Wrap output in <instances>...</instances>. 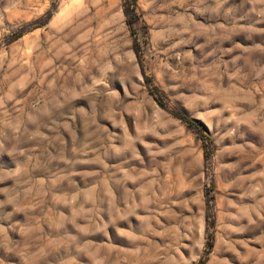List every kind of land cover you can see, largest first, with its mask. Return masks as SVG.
<instances>
[{
	"label": "rangeland",
	"instance_id": "obj_1",
	"mask_svg": "<svg viewBox=\"0 0 264 264\" xmlns=\"http://www.w3.org/2000/svg\"><path fill=\"white\" fill-rule=\"evenodd\" d=\"M132 1L0 0V264H264V0Z\"/></svg>",
	"mask_w": 264,
	"mask_h": 264
},
{
	"label": "trees",
	"instance_id": "obj_2",
	"mask_svg": "<svg viewBox=\"0 0 264 264\" xmlns=\"http://www.w3.org/2000/svg\"><path fill=\"white\" fill-rule=\"evenodd\" d=\"M132 4H133V9H135V8H136V5H135V3H134V0L132 1ZM180 117H181L182 119H184L186 122H188L189 124L193 123V119L187 117L186 114H182V115H180Z\"/></svg>",
	"mask_w": 264,
	"mask_h": 264
}]
</instances>
